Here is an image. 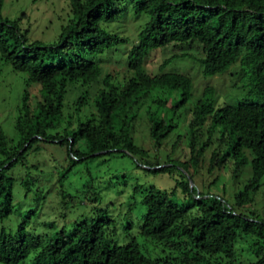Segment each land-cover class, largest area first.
Here are the masks:
<instances>
[{
	"label": "trees",
	"instance_id": "trees-1",
	"mask_svg": "<svg viewBox=\"0 0 264 264\" xmlns=\"http://www.w3.org/2000/svg\"><path fill=\"white\" fill-rule=\"evenodd\" d=\"M3 3L0 0V57L24 74L25 89L13 122L15 135L0 129V262L19 264L31 256L27 264H264V200L261 211L252 207L264 185V0H67L68 16L49 42L28 36L20 18L2 15ZM129 13L140 21L136 41L127 47L128 37L109 24ZM166 47L172 50L170 57L157 72L148 70L150 53ZM110 50L123 53L125 74L120 81H112L116 72L104 67L102 57ZM182 57L196 59L204 76L223 73L239 61L240 76L256 99L215 107L209 86L194 99L182 125L189 132L184 141L188 155L166 160L184 171V179L169 189L149 186L141 197L145 211L137 233L160 247L159 253L144 250L134 237L115 242L106 235L101 217L83 218L68 231L61 227L48 234L28 230L27 216L14 231L5 229L3 220L14 209L11 169L39 143L65 146L72 164L128 153L138 156L149 171H170V166L149 159V150L135 143L133 135L137 118L144 114L147 135L157 150L176 126L150 106L141 110L151 94L165 88L179 92L176 105L193 95L188 74L163 71L173 58ZM30 84L38 85L32 96ZM78 84L87 88L77 92ZM68 90L76 94L65 106ZM165 101L151 98L158 106ZM209 145L215 146L208 171L223 166L230 156L235 159L233 174L250 167L231 201L204 197L189 187L188 169L201 165ZM99 151L105 152L94 154ZM24 185L27 193L30 187ZM177 189L192 200L178 203L171 197Z\"/></svg>",
	"mask_w": 264,
	"mask_h": 264
},
{
	"label": "rangeland",
	"instance_id": "rangeland-1",
	"mask_svg": "<svg viewBox=\"0 0 264 264\" xmlns=\"http://www.w3.org/2000/svg\"><path fill=\"white\" fill-rule=\"evenodd\" d=\"M66 2L67 0H4L1 13L11 18H20L21 28L26 30L31 38L49 42L59 33L60 25L68 16ZM139 19L140 16L129 13L119 22L109 24V27L112 26L118 33L128 37L129 47L131 42L136 41ZM193 53L199 56L197 52ZM171 54L172 50L169 47L152 51L147 58L146 68L157 72L164 59L169 58ZM122 55L123 53L120 54L119 51L114 53L110 50L102 57L105 70L116 72L112 81H120L125 74ZM169 70L188 74L192 78L194 97L192 95L184 103L176 105L180 99L179 92L165 88L160 90L158 95L153 93L147 99L141 111L144 112L150 106L155 114L164 115L176 123L157 150L153 149L147 135V118L144 114L137 118L133 135L135 143L149 150V159L155 158L160 165L168 166L173 164L174 158L178 155V158H185L188 155V146L184 141L189 132L187 127L182 125H186L189 118L187 112L193 106L194 99L202 95L204 87L209 86L213 89L215 107L221 102L235 104L240 99H256L255 95L248 93L246 79L240 76L239 61L223 73L212 76H204L198 61L191 57L173 58L163 67V71ZM93 85L96 87L100 84ZM24 87V74L13 70L10 64L0 57V129L9 137L15 135L13 122ZM27 88L32 96L37 93L38 85L30 84ZM86 88L87 85L78 84L77 92ZM75 94V91L68 90L64 98L65 106L71 103ZM156 97L165 99L166 103L160 106L152 103L151 98ZM92 98L90 95V100ZM30 101L34 102L33 97ZM74 116L76 117L75 113ZM83 144L81 141L80 150L84 149ZM214 146L209 145L206 148L207 152L202 158L201 165L188 169L191 174L189 187H193L204 197L214 195L231 201L233 194L242 187L250 174V167L245 165L241 172L233 174L235 159L230 156L223 166L216 165L208 171L209 155ZM224 148L225 146H221L220 150ZM168 158H173V162L166 163ZM137 159L138 156L128 153H114L87 157L72 164L65 146L50 142L39 143L28 150L23 160L11 169L15 178L14 209L3 220L5 229L14 231L17 223L26 216L28 230L46 234L61 227L68 231L75 221L83 218L89 220L101 217L104 219L106 235L115 242L124 243L134 237L144 250L147 248L150 253H159L160 247L146 243L137 233L141 216L145 211L141 197L149 186L159 189L171 188L176 180L184 179L181 175L184 171L179 166H170V171H149L148 165ZM24 184L30 187L27 193ZM171 197L178 203L192 200L191 196H184L179 189ZM256 199L259 201L253 203L252 207L261 211L260 201L264 200V185L261 186ZM30 259L31 256L19 264H27Z\"/></svg>",
	"mask_w": 264,
	"mask_h": 264
},
{
	"label": "water",
	"instance_id": "water-1",
	"mask_svg": "<svg viewBox=\"0 0 264 264\" xmlns=\"http://www.w3.org/2000/svg\"><path fill=\"white\" fill-rule=\"evenodd\" d=\"M103 152H105V151H99V152H95L94 154H97V153H103Z\"/></svg>",
	"mask_w": 264,
	"mask_h": 264
}]
</instances>
